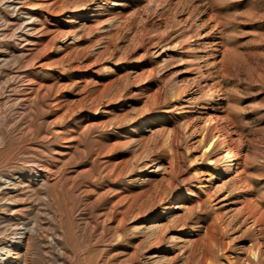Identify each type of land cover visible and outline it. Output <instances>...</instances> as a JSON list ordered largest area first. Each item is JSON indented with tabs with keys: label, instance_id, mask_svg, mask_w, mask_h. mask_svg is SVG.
Returning <instances> with one entry per match:
<instances>
[{
	"label": "rangeland",
	"instance_id": "obj_1",
	"mask_svg": "<svg viewBox=\"0 0 264 264\" xmlns=\"http://www.w3.org/2000/svg\"><path fill=\"white\" fill-rule=\"evenodd\" d=\"M0 264H264V0H0Z\"/></svg>",
	"mask_w": 264,
	"mask_h": 264
},
{
	"label": "bare ground",
	"instance_id": "obj_2",
	"mask_svg": "<svg viewBox=\"0 0 264 264\" xmlns=\"http://www.w3.org/2000/svg\"><path fill=\"white\" fill-rule=\"evenodd\" d=\"M227 156L229 157L227 159V163L229 164V166L227 167H231L233 165V159L235 158L229 151L226 152ZM262 254V253H261Z\"/></svg>",
	"mask_w": 264,
	"mask_h": 264
}]
</instances>
